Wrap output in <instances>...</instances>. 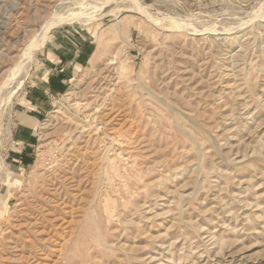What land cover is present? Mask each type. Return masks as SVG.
<instances>
[{"label": "rangeland", "instance_id": "obj_1", "mask_svg": "<svg viewBox=\"0 0 264 264\" xmlns=\"http://www.w3.org/2000/svg\"><path fill=\"white\" fill-rule=\"evenodd\" d=\"M85 1L0 0V264H264V0Z\"/></svg>", "mask_w": 264, "mask_h": 264}, {"label": "bare ground", "instance_id": "obj_2", "mask_svg": "<svg viewBox=\"0 0 264 264\" xmlns=\"http://www.w3.org/2000/svg\"><path fill=\"white\" fill-rule=\"evenodd\" d=\"M115 1V0H114ZM118 1V0H117ZM116 1V2H117ZM85 2H87V0L85 1ZM85 2H83V3H85ZM135 5V4H134ZM138 8H139V6H137ZM136 7V8H137ZM134 8V7H133ZM67 9V8H66ZM135 10V9H134ZM243 24V23H242ZM242 24H241V27H242ZM247 25V24H246ZM245 26V25H244ZM183 27V25H180L179 27H177L176 29H179V28H182ZM188 27V26H187ZM222 27V26H221ZM240 27V28H241ZM189 28V27H188ZM212 28V29H211ZM211 28H205V29H197L196 28V30H195V33H197V32H200L201 34H210L211 36L212 35H215V33H217V32H215V31H221V30H223V29H225V28H227V27H225V28H223L222 27V29H219V30H217V27H211ZM218 28H220V27H218ZM234 28V27H233ZM259 28V27H258ZM191 28H189V30H190ZM228 29V28H227ZM235 30V29H234ZM222 32V31H221ZM226 32V31H225ZM35 169H37V167H35ZM33 171H34V169H33ZM44 219V218H43ZM37 221V220H36ZM39 221L41 222L42 220H40L39 219Z\"/></svg>", "mask_w": 264, "mask_h": 264}]
</instances>
